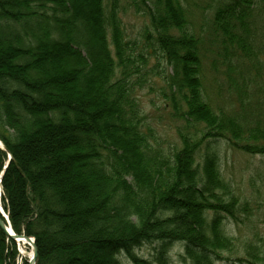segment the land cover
Here are the masks:
<instances>
[{"label": "trees", "instance_id": "trees-1", "mask_svg": "<svg viewBox=\"0 0 264 264\" xmlns=\"http://www.w3.org/2000/svg\"><path fill=\"white\" fill-rule=\"evenodd\" d=\"M119 1L106 13L104 0H0V172L10 155L2 207L16 235L34 238L35 264H170L175 244L188 264L222 262L237 242L227 226L239 219L219 143L264 155V130L206 101L208 51L186 0H133L148 19L139 53L124 41ZM210 1L213 75L239 97L248 70L234 73L230 61L260 57L264 0ZM151 59L174 117L197 127L178 132L170 152L157 147L134 96ZM145 245L156 247L152 260L136 254ZM14 247L0 231V264H14ZM243 251L263 264L257 245Z\"/></svg>", "mask_w": 264, "mask_h": 264}, {"label": "rangeland", "instance_id": "rangeland-1", "mask_svg": "<svg viewBox=\"0 0 264 264\" xmlns=\"http://www.w3.org/2000/svg\"><path fill=\"white\" fill-rule=\"evenodd\" d=\"M186 1L192 29L203 40L202 50L208 51L201 57L206 101L214 110L220 108L226 114L234 113L237 118L241 119L243 116L248 121L243 120L244 125L250 126L258 122L264 130V32H261L259 46H261L262 52L257 61H244V63H237L234 59L230 61L234 73H237L239 68L247 67L248 70L245 76L239 75L243 77L246 84L243 87L244 93L238 97L234 91H226L225 85L222 86V89L219 88V85H223V83H217V79L213 75L215 72L210 65L215 59V54H211V51L214 50L216 44L215 41L212 42V37L208 36L207 29L208 21L212 16V9L208 6H213V3L210 0ZM134 2L137 1L120 0L116 14L122 26L124 41L133 43L135 45L133 51L139 53L141 47L144 46L142 37L148 30V19L144 9ZM104 6L107 13L110 10V0H104ZM209 41L211 47H209ZM220 62V59L217 58L214 63L218 73L225 70ZM155 68V62L151 59L145 69L143 86L141 89H135L134 96L145 116L144 125L150 128L157 147L164 152H170L179 147L178 136L180 134L178 132L191 135L193 132H197V127L193 122L186 123L174 117L171 93L166 88L164 77L152 75V70ZM156 70L164 76L170 73V68L163 62ZM220 78L222 79L223 75ZM164 94L165 96H163ZM248 144L251 145V142ZM258 144L264 145V141H259ZM219 145L221 147L219 152L220 170L223 179L231 184L232 190L238 198L239 206L236 217H238L239 223L237 225L229 223L226 231L231 237L237 239L235 250L228 255L225 254L223 263L217 264H248L250 259L243 251L248 243L258 246L259 256L263 259L262 263L264 264V155L245 154L242 150L227 147L224 143H219ZM0 205H2L1 202ZM153 248L154 246L145 245L137 249L136 254L143 260H152ZM14 249L16 251L14 264H24L30 255V248L15 244ZM182 253V248L174 246L170 251L171 264H185L181 258ZM122 262L131 264L124 258Z\"/></svg>", "mask_w": 264, "mask_h": 264}, {"label": "water", "instance_id": "water-1", "mask_svg": "<svg viewBox=\"0 0 264 264\" xmlns=\"http://www.w3.org/2000/svg\"><path fill=\"white\" fill-rule=\"evenodd\" d=\"M4 150L5 148L3 146H1ZM0 230L11 240L13 241H16V240H19V239H23L27 244L30 245L31 249H32V257L29 261L28 264H35V259H36V255H37V251H36V247L34 245V242L31 241V239L27 238V237H19L15 234H13V232L11 231L10 228H7L5 226V224L2 222V220L0 219Z\"/></svg>", "mask_w": 264, "mask_h": 264}, {"label": "bare ground", "instance_id": "bare-ground-1", "mask_svg": "<svg viewBox=\"0 0 264 264\" xmlns=\"http://www.w3.org/2000/svg\"><path fill=\"white\" fill-rule=\"evenodd\" d=\"M18 241H20V242H19V246H20V247H22V246H24V245H27V244L25 243L24 240L19 239ZM21 241H22V242H21Z\"/></svg>", "mask_w": 264, "mask_h": 264}]
</instances>
